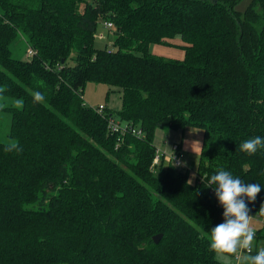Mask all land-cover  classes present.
<instances>
[{"label": "trees", "instance_id": "1", "mask_svg": "<svg viewBox=\"0 0 264 264\" xmlns=\"http://www.w3.org/2000/svg\"><path fill=\"white\" fill-rule=\"evenodd\" d=\"M237 3L0 0V98L20 103L0 107L19 149L0 143V264H217L207 238L224 209L207 181L220 169L262 186L247 206L264 216V148L239 149L264 137V0ZM101 21L111 53L94 46ZM18 36L29 61L11 56ZM87 82L115 89L119 110L87 106ZM114 115L128 130H110ZM187 128L203 132L199 160L178 169L155 133Z\"/></svg>", "mask_w": 264, "mask_h": 264}, {"label": "clouds", "instance_id": "2", "mask_svg": "<svg viewBox=\"0 0 264 264\" xmlns=\"http://www.w3.org/2000/svg\"><path fill=\"white\" fill-rule=\"evenodd\" d=\"M32 95L34 103L44 101L42 92L36 91ZM261 148H264V137L261 136L249 138L239 145L240 151L249 156ZM12 150H19L18 145L13 143L5 147V151ZM207 183L224 209L223 222L213 227L207 238L208 251L214 254V260L217 264H233V256L237 252L246 251L242 264H264V247L252 254L255 233L249 226L250 209L247 206L255 201L262 186L258 183H245L224 169L211 175ZM261 209L264 210V204Z\"/></svg>", "mask_w": 264, "mask_h": 264}, {"label": "rangeland", "instance_id": "3", "mask_svg": "<svg viewBox=\"0 0 264 264\" xmlns=\"http://www.w3.org/2000/svg\"><path fill=\"white\" fill-rule=\"evenodd\" d=\"M252 0H238V3L235 7V10L243 13L247 6L251 3ZM102 35V39H99V36ZM112 41H113V34L112 31H109L108 29L104 28L102 26V23L98 22L97 24V28H96V32H95V39H94V46L97 49H112ZM180 39H176L175 43L180 44ZM27 44L25 42V40L18 36L17 40L11 45V56L15 59H22L24 60V55H25V51L27 49ZM153 53H155L158 56L161 57H165V58H175V59H182L183 58V53L182 50H180L178 47H154L153 48ZM74 56V55H73ZM67 64L69 66L73 65V60L69 59L67 61ZM110 87L103 85V84H94L92 82H87L85 87H84V91H83V101L84 103L92 108H97L99 105H103V106H108L110 107L111 105V101H110V96L112 94V92L110 91ZM109 92V99L107 101L106 99V94ZM117 94V93H116ZM20 107V103H18L16 100L13 99H9V98H0V107ZM115 121H118V118L116 115L113 116ZM10 122H11V116L9 113L5 112V111H0V143L1 144H13L15 143V141L13 139H11L8 135H9V130H10ZM202 136H203V132L201 129H197V128H187L184 130V137L185 139H188L192 142H196L198 143V145L201 144L202 142ZM167 138V137H165ZM156 139L158 140L157 145L161 144L162 139H164L163 137H156ZM155 139V140H156ZM154 140V141H155ZM175 144V143H174ZM173 145V144H172ZM171 145V146H172ZM158 150L160 148H157ZM171 149V148H170ZM161 151L164 150L160 149ZM166 153V155H168L170 153V150L168 152H164ZM182 161L183 158L185 156V154H182ZM189 164L187 165H192L191 167H193L192 169H194V166L197 162V157L193 156V153L191 155H189L188 158ZM262 220L264 221V216L263 217H255V218H249L250 221V228L256 232L258 230L257 226H259L260 228H264L261 225ZM264 223V222H263ZM255 244H256V240L254 238L253 241V249L255 248ZM264 247V243H262L261 246H259V248ZM243 251L241 252H237L235 255L238 257L242 256L243 257ZM234 255V257H235Z\"/></svg>", "mask_w": 264, "mask_h": 264}, {"label": "crops", "instance_id": "4", "mask_svg": "<svg viewBox=\"0 0 264 264\" xmlns=\"http://www.w3.org/2000/svg\"><path fill=\"white\" fill-rule=\"evenodd\" d=\"M109 92H112L111 96H110V101H111V105L110 107H108L110 110H113V111H118L119 108H120V99H119V95L116 94V90L115 89H110ZM163 137L164 139H162V143L157 145V142L158 140L156 139V137ZM167 137V138H165ZM156 139V140H155ZM154 144L156 146V148H160L162 147V149L164 150H160V153L162 154H165L164 152H168L169 150H171L170 148L172 147L171 145L172 144H177L179 149H178V152H179V155L182 159V154H185L184 158H183V163L185 166H187L188 169H192L193 166L192 163L191 165H187L189 164V161H188V158H189V155H191L193 153V156L194 157H197V162L199 160V154H200V148H201V144L198 145V143L196 142H192L188 139H185L184 137V130L183 131H168V132H164L162 130H158L156 133H155V138H154ZM197 162L194 166V169L196 168V165H197ZM258 230H261L263 228H260L259 226H257ZM257 237V236H256ZM256 237L255 240H256V244H255V247L257 249H259V246L262 245V243H264V238L263 239H257ZM244 252V251H243ZM246 254V253H243V255ZM233 264H242V256H239L238 255L235 257L233 256Z\"/></svg>", "mask_w": 264, "mask_h": 264}, {"label": "built area", "instance_id": "5", "mask_svg": "<svg viewBox=\"0 0 264 264\" xmlns=\"http://www.w3.org/2000/svg\"><path fill=\"white\" fill-rule=\"evenodd\" d=\"M100 23H102V26L106 29H108L109 31H112V34H113V24L110 22V21H101ZM95 36V35H94ZM99 39H102V35L99 36ZM113 50L112 49H107V52L108 53H111ZM34 50L31 48V47H28L25 51V55H24V60H31L34 56ZM104 107L103 105H99L97 108H94V110L97 112V113H102V111L104 110ZM109 128L112 132L114 133H117V132H122L123 131L125 132L126 130H128V126L124 125H120L118 122H116L115 120L113 119H110L109 120ZM133 134L135 133V131L132 129L130 130ZM136 134H140V130L137 131ZM178 145L177 144H174L172 146V149L170 151V153L168 155H165L163 156V159L165 162L169 163V162H172L176 168L178 169H181L184 167L183 165V162H182V159L180 157V155L177 154L178 152ZM159 153V152H158ZM160 162V157L159 155L155 156L154 160H153V166H156L158 165ZM210 188V187H209ZM209 194L216 199L215 197V193H214V190L212 188L209 189ZM216 204L219 206V207H222V205L219 204L218 200L216 199ZM251 218V217H250ZM264 221L262 220L261 222V225L264 227ZM255 235H256V232H254ZM246 252V251H245Z\"/></svg>", "mask_w": 264, "mask_h": 264}, {"label": "water", "instance_id": "6", "mask_svg": "<svg viewBox=\"0 0 264 264\" xmlns=\"http://www.w3.org/2000/svg\"><path fill=\"white\" fill-rule=\"evenodd\" d=\"M159 239H160V236H155V237L153 238L154 243H158Z\"/></svg>", "mask_w": 264, "mask_h": 264}]
</instances>
